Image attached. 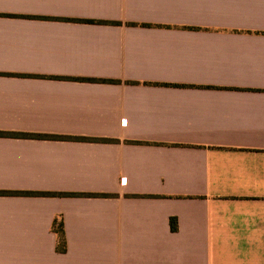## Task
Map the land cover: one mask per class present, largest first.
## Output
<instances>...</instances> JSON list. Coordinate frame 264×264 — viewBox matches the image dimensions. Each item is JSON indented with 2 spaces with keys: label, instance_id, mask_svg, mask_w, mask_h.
Here are the masks:
<instances>
[{
  "label": "crops",
  "instance_id": "1",
  "mask_svg": "<svg viewBox=\"0 0 264 264\" xmlns=\"http://www.w3.org/2000/svg\"><path fill=\"white\" fill-rule=\"evenodd\" d=\"M0 193V264H264V0H0Z\"/></svg>",
  "mask_w": 264,
  "mask_h": 264
},
{
  "label": "trees",
  "instance_id": "2",
  "mask_svg": "<svg viewBox=\"0 0 264 264\" xmlns=\"http://www.w3.org/2000/svg\"><path fill=\"white\" fill-rule=\"evenodd\" d=\"M4 194L6 193H0V195H4ZM52 230L55 233L57 239L56 251L58 253H64L66 250V242H65L62 222L60 220H56ZM171 230H175L174 221L172 219H171Z\"/></svg>",
  "mask_w": 264,
  "mask_h": 264
}]
</instances>
